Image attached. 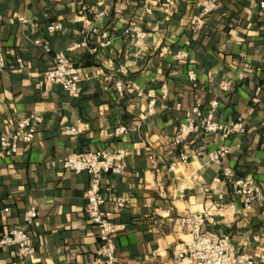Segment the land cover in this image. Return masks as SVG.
Listing matches in <instances>:
<instances>
[{
	"label": "crops",
	"instance_id": "1",
	"mask_svg": "<svg viewBox=\"0 0 264 264\" xmlns=\"http://www.w3.org/2000/svg\"><path fill=\"white\" fill-rule=\"evenodd\" d=\"M260 2L221 0L196 29L201 0H0V58L6 60L0 71V132L14 131L30 113L42 115L31 143H22L13 156L0 155V236L24 227L27 207L39 211V225L29 229L35 253L24 264L93 263L101 241L85 213L90 176L66 169L62 160L118 148L128 152L124 174L108 175L102 190L104 209L126 224L114 238L123 264H184L173 256L191 236L180 219L196 213L206 215L205 235L227 236L239 250L261 257L264 213L245 210L223 170L264 183ZM55 23L63 29L51 33ZM137 35L143 37L139 53ZM75 42L82 46L73 47ZM58 51L82 73L81 93L74 98L60 85L42 83ZM179 52L187 56L178 58ZM18 58L30 65L17 70ZM118 81L143 91L120 93ZM212 100L219 102L215 119L241 121L244 130L227 138L210 133L187 150L175 147L186 111L200 106L206 112ZM120 126L128 131L116 135ZM66 127L78 132L66 133ZM221 146L228 155L210 162L209 152ZM117 196L131 199L121 212ZM14 249L0 247V264L17 259Z\"/></svg>",
	"mask_w": 264,
	"mask_h": 264
},
{
	"label": "built area",
	"instance_id": "2",
	"mask_svg": "<svg viewBox=\"0 0 264 264\" xmlns=\"http://www.w3.org/2000/svg\"><path fill=\"white\" fill-rule=\"evenodd\" d=\"M173 4V0H166ZM221 0H201L200 14L196 17L195 27L200 29L207 15L213 13ZM260 5L264 10V0H261ZM51 33L63 29L62 24H53L49 28ZM104 33L103 37L106 38ZM135 46L138 51L143 47V37L136 36ZM105 45V43L103 44ZM82 46L81 42H75L73 47ZM72 47V48H73ZM178 58H185L186 53L179 52ZM17 70H23L30 64L23 58H18ZM6 68V60L0 58V71ZM82 73L79 68L67 56L65 51H58L55 55L53 65L48 68L43 75L42 83L49 87L60 85L68 95L72 98L80 95L81 89L79 82L81 81ZM108 77L106 78V80ZM190 81L196 85V73H190ZM116 88L120 93L128 91L130 93L139 92L143 89L136 87L132 82L122 83L116 82ZM225 90L227 86L223 87ZM149 96L153 94L149 92ZM209 109L204 112L200 106H193L185 113L184 122L180 124L176 134L174 135L173 144L175 147L182 146L185 150L190 147L194 139L205 137L210 133H218L224 138L234 132L244 130L242 122L237 121L231 124H223L218 119H215V113L219 109V102L212 100L209 102ZM149 112L153 113V104L150 102ZM42 121V115L30 113L17 122V127L12 132H0V155L13 156L15 155L22 143H31L37 128ZM66 133L78 132V128L66 127ZM128 131L127 126L116 128V135L125 134ZM128 154L127 149L118 148L113 151L103 149H95L89 152H76L67 155L63 160V166L74 172H86L90 176L89 185L85 194V213L92 224L98 227V236L101 244L96 252L95 260L92 264H123L120 257L117 255L115 236L126 229V224L114 218L113 213L104 209L105 197L103 195L104 179L110 175H123L125 170V159ZM183 161L187 160V154L182 152ZM228 155L227 148L224 146L209 152L208 157L210 162H221ZM224 176L227 182H232L234 186V195L237 199L244 203L245 210H250L257 207L264 213V183L258 184L252 178L237 177L232 170L225 168ZM3 198L0 194V204ZM118 211H123L130 205V197L117 196L115 198ZM3 210L9 212L10 209L5 207ZM185 225L191 228V236L179 248L176 247L173 251V256L178 263L184 264H264V252L261 257L256 258L249 253L239 250L227 236H209L202 232V226L206 222V215L196 213L195 215L184 216L180 219ZM39 225V211L34 206L26 208L23 218V228H12L9 232L0 236V247L15 246L12 254L17 258L12 264H24V261L32 257L35 253L34 247L29 243V229Z\"/></svg>",
	"mask_w": 264,
	"mask_h": 264
},
{
	"label": "trees",
	"instance_id": "3",
	"mask_svg": "<svg viewBox=\"0 0 264 264\" xmlns=\"http://www.w3.org/2000/svg\"><path fill=\"white\" fill-rule=\"evenodd\" d=\"M72 62H74V61H72ZM74 64L76 65V63L74 62Z\"/></svg>",
	"mask_w": 264,
	"mask_h": 264
}]
</instances>
